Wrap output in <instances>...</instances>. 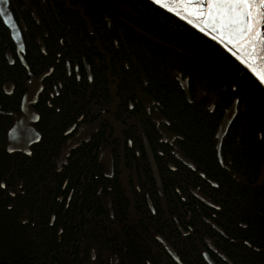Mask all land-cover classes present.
<instances>
[{"label": "trees", "instance_id": "trees-1", "mask_svg": "<svg viewBox=\"0 0 264 264\" xmlns=\"http://www.w3.org/2000/svg\"><path fill=\"white\" fill-rule=\"evenodd\" d=\"M9 8L22 30L30 71L37 76L52 68L54 82L63 77L49 106L39 99V140L27 152L7 151L10 122L0 115V182L6 185L0 188V264H124V258L130 264H207L206 236L232 264H264V139L257 136L264 128V88L251 74L214 41L150 0H9ZM8 52L14 53V44L0 20V88L13 81L15 91L24 92L26 71L18 60L8 65ZM66 60L72 74L78 65L77 84L65 78ZM84 62L93 83L85 77ZM178 75L187 79L188 98ZM21 94L5 98L0 91L3 110ZM232 103L236 113L223 135L220 161L217 129ZM154 115L163 133L176 136L172 145L156 136ZM126 121L132 136L122 140L110 133H124ZM73 123L87 125L91 137L65 156L64 133ZM138 132L144 139L135 138ZM146 144L151 152H162L157 165L166 173L161 179L169 201L154 215L143 192L129 217L119 182L103 176L98 154L108 149L117 162L125 155L128 165H144ZM172 151L194 167L163 171L162 165L177 163ZM61 157L66 165L59 170ZM145 179L152 199L153 179ZM188 186L218 209L193 194L191 202L181 201ZM188 212L192 231L184 238L173 216L183 227ZM125 222L132 224L126 228ZM157 233L171 240L180 263L165 262L170 258Z\"/></svg>", "mask_w": 264, "mask_h": 264}, {"label": "flooded vegetation", "instance_id": "flooded-vegetation-1", "mask_svg": "<svg viewBox=\"0 0 264 264\" xmlns=\"http://www.w3.org/2000/svg\"><path fill=\"white\" fill-rule=\"evenodd\" d=\"M18 26L21 30V27L19 24H18ZM22 28L24 29L23 26H22ZM21 33H22V30H21ZM9 35H10V32H9ZM22 37H23V35H22ZM10 39H11V37H10ZM11 41H12V39H11ZM23 43H24V40H23ZM40 47L43 50L42 43H40ZM24 50H25V46H24ZM13 54H11L9 52L6 53V59H7L8 65L12 66L17 62L16 60H18V62L21 63V65H23V67L26 71L27 79L25 81L24 92H23V90H20V91L18 90V92H16L15 91L16 90L15 89V83L13 81L5 82L2 84L0 91L5 96V98L6 97L11 98L12 96H15V95L17 97L19 94H21V93L22 94H21V99L19 102H15L16 101L15 100L14 105L6 106L4 108V110L0 104V115L5 116L7 119V122H10V127L8 128V130L6 132L7 151L8 152H14V153H25L28 150H30L31 146L34 145L35 142H38V140H39V139H37V136H39V135H38L37 129H36V124L39 120V115L37 113V105L39 103V99H40L41 103L44 102V103H46V105L49 106L48 98H52L54 95H57V96L59 95V90L62 88V77H63V75L58 77V79L55 80V82H54V79H51V74H52L53 69L49 68L47 71H45L43 73H39V75L36 76L30 71L29 67L27 66V64L25 63V61L23 59L24 51L21 55H19L17 53L15 45H14V53ZM74 64L75 65L73 67V74H72V71L70 68V62L68 60L64 61V66H65V74L64 75H65V78L68 79L70 83L75 82L77 84L80 81L81 76L79 74L77 63H74ZM83 64L85 66V77L88 79V81L90 83H93L92 73L89 70L88 64H86L85 62ZM30 76H32L34 78V80L36 81V85L34 86V91L37 95H36L35 99L30 96V87L28 85L29 80H30ZM89 77H91V79H89ZM106 80L108 81V79H106ZM112 81L113 80H109V84L106 86V89L108 91L112 88V85H113ZM49 83H51V85ZM2 98L4 99V97L0 96V100ZM117 103H118V101L114 105H117ZM25 104H27V105L24 106ZM152 104H154V103H152ZM146 108H147L148 112H150V109H149L150 105L149 104H146ZM24 109L26 110V115L24 114ZM102 113H103V115H105L104 114L105 112H102ZM108 117L111 119L110 115ZM16 122H18L17 127L19 128V131L16 133V136H15V139L17 141V146H11L10 147L11 151H10V149H8V145H9L8 132L12 129V127L14 126V124ZM153 122H154V125L156 126V136H158L159 139L161 138L162 141L167 142L169 145H172L173 141L176 139V136L174 134H170V133H163L160 130V126H159L160 121H159L157 115H154ZM112 123L115 124V122H112ZM126 124L127 125H124V126L121 125L122 127H124V133H121V131H120V133L119 132H113V130H111L110 133H112V134L116 133L115 136L118 135L122 140L129 138L130 136H132V132L130 130H128V122L127 121H126ZM83 126L77 125V123H73L65 131L64 134L67 136V139H68L66 149L64 150L65 156H68V154L71 150L74 151V150L80 148L83 145V143H87L90 140L91 136H89V134L87 133L89 127L87 125H83ZM70 128L72 129L71 131H69ZM94 132L95 133L98 132V129L95 128ZM165 136L167 137V139L165 138ZM135 138L144 139V133L138 132L135 135ZM128 145L129 146L131 145L130 140H128ZM148 150L151 153V157H152L153 163L155 165V168H156V171L158 174V179H159L158 182H157L155 175H154V172H153V167H152V163L150 161V157L148 155ZM104 152H107L111 156L112 165H111V170H109V171L105 170V165H104L102 158L100 156V154H102ZM135 153H136V156L139 155L138 151H136ZM172 153H173L174 158L176 159L177 163L168 162L164 166L162 165L163 171H164V167H167L171 171H176V170L180 169L181 166H183V165H185L191 169L193 168L192 163L188 159L184 158L177 151H172ZM113 154H114V151L111 152L108 149L102 150L98 154V158H99V161H100V164L102 167L103 176L107 177L111 180L114 179L113 182H119L120 189L123 192L124 198L128 204V208L126 210L127 215H129V217L135 215V212H133L135 210V208H134L135 200L137 199L138 196H141V194L143 192L145 194L150 212L155 215L158 211L161 210V206H163V204H167V201H169V196L167 193V191H169V189L167 190L168 187L166 188L165 182L162 181V179H161V178H163V176H166V175H164L166 173L163 172L161 174L160 168L158 169V165H157L158 164L157 163V160H158L157 156L161 157L162 152L159 149H155V151L153 153V152H151L150 148L146 144V155H147V162L148 163H146V164L144 163V165L143 164H141V165H138V164L128 165L126 160H125V155H124V162H121V161L117 162L115 157H113ZM218 157H219V155H218ZM219 159L221 161V156L219 157ZM184 160H187L191 164V166L187 165L184 162ZM164 161H166V158L164 159ZM61 162L57 163V169H59V170L61 168H63L64 165H66L65 157H61ZM145 177H148V178L150 177L153 179V184L155 187V191L153 190V193H155V194L153 195L152 199H150L149 195L147 194L148 191H145V189H144V185L147 182L146 181L147 179H145ZM196 193L199 195H202L198 191V189L194 190L191 188V186H188L187 187V193L181 197V201H184L185 203L191 202L190 196H192V194H193L196 199H198L199 201L204 203L206 206L214 207V203L211 201L210 198L202 195L205 199L208 200V202H205L202 199H200L199 197H197ZM106 201H107L106 204H107V207L109 210V216L113 217L115 214L113 213V208H112L110 197H107ZM215 208L218 209L217 207H215ZM153 209L155 211H153ZM173 219L175 220L176 225L181 230V233H182L184 238L186 236L191 235L192 227L189 224L190 220H191L190 219V212L187 213L186 219L183 220V222L185 223V225L183 224V227H181V225L177 221L176 215L173 216ZM138 220H140V217H138ZM205 221L212 228H214L217 231L219 236L224 235V233L209 219L208 220L206 219ZM130 224H132V223L131 222H128V223L125 222L124 223L126 228ZM185 227L188 230H185ZM224 238H226V237H224ZM155 239L158 242V244L160 243L161 246L164 247L168 253L170 260L167 259L168 261H165L166 263L171 262V260L175 261V262H179L178 257L175 256V250H174V246L171 244V240H169L170 242L168 240H166L164 237H162L161 233H157V235H155ZM204 242L206 244V249H204V251L202 252V255L204 257V260L207 262V264H209L208 258L212 262H214L212 260V258L210 257V255L208 254L207 249H210V251L212 253L211 255H213V257L216 259V261H219L222 264L223 263L232 264L231 261L229 260V258H227L225 256V254L221 251L220 245H217L211 239H208L207 236L205 237ZM176 248H177V246H176ZM124 264H130L129 260L124 258ZM214 264H215V262H214Z\"/></svg>", "mask_w": 264, "mask_h": 264}, {"label": "snow or ice", "instance_id": "snow-or-ice-1", "mask_svg": "<svg viewBox=\"0 0 264 264\" xmlns=\"http://www.w3.org/2000/svg\"><path fill=\"white\" fill-rule=\"evenodd\" d=\"M150 2L157 9L172 14L210 41H214L234 62H238V65L247 70L246 75L251 74L250 78H254L253 82L257 83L258 87L264 88V0H150ZM2 3L8 4L9 0H2ZM3 15L4 9L0 8V16ZM232 89L235 91V85H232ZM235 103L239 104V100ZM71 130L70 128L69 131ZM257 136L264 139V128L257 129ZM200 175L203 176L204 173L201 172ZM4 187L6 185L0 182V188ZM214 207L218 208L219 205ZM243 243L247 244L248 240H244Z\"/></svg>", "mask_w": 264, "mask_h": 264}, {"label": "water", "instance_id": "water-1", "mask_svg": "<svg viewBox=\"0 0 264 264\" xmlns=\"http://www.w3.org/2000/svg\"><path fill=\"white\" fill-rule=\"evenodd\" d=\"M0 8L4 9V15L0 16L1 21L3 22L4 26L8 28L9 32H10V37L15 45L16 51L19 55H21L24 51V43H23V37H22V33L21 30L17 24V22L15 21L10 8H9V3L8 4H3L2 0H0ZM180 82V85L182 87V89L185 92L186 97L188 98V84H187V79H181L180 75L177 76ZM29 87H30V96L33 97L34 99L36 98V93L34 91V86L36 85V81L34 80V78L32 76H30V80L28 83ZM27 102V101H26ZM25 103V102H24ZM27 104H25L24 106H26ZM235 103H232V105H230L228 108H226L220 122L218 125V129H217V143H216V149H217V154L220 157V144L223 138L224 133L226 132L228 126L230 125L232 119L235 116L236 110L234 108ZM213 105H210V108H212ZM24 114L26 115V110L24 109ZM18 122H16L14 124V126L12 127V129L8 132V149H10L11 146H17V141L15 139L16 133L19 131V128L17 127ZM165 138L167 139V137L165 136ZM148 155L150 157V161L152 163V167H153V172L155 175V178L157 180V182L159 181L158 179V174L155 168V165L153 163L152 157H151V153L148 150ZM102 161L105 165V170L109 171L111 170V165H112V160H111V156L107 153L104 152L102 154H100ZM184 162L191 166V164L187 161L184 160ZM159 185V184H158ZM196 196L199 197L200 199H202L205 202H208L207 199H205L202 195H199L196 193ZM208 262L209 264H214L209 258H208Z\"/></svg>", "mask_w": 264, "mask_h": 264}]
</instances>
